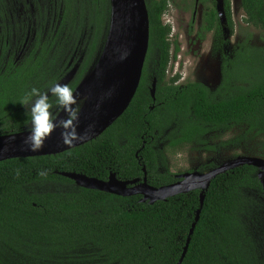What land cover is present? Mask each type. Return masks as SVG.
<instances>
[{"label":"trees","instance_id":"obj_1","mask_svg":"<svg viewBox=\"0 0 264 264\" xmlns=\"http://www.w3.org/2000/svg\"><path fill=\"white\" fill-rule=\"evenodd\" d=\"M168 1L150 0L148 10L150 44L160 50L157 61L164 68L157 72V100L162 105L152 110L149 91L139 87L127 110L98 138L58 154L0 162V264H177L201 208L200 190L150 203L142 202L138 194L81 187L62 174L77 172L106 180L115 172L119 179L133 180L144 178L145 167L153 186L176 182L179 178L166 168V154L157 141L174 120L176 127L161 138L171 140L172 153L211 127L244 126L242 136L263 139L264 158V46L253 45L250 34L240 41L235 53L236 91L227 98H199L197 93L186 95L179 87L162 85L168 45L160 13ZM63 3V14L78 16L76 8L85 1ZM8 4L9 0H0V17H5ZM87 4L96 23L91 22L95 28L88 32L93 37L89 60L73 88L94 53L102 49L110 19V0ZM240 6L243 21L264 34V0H240ZM28 67L9 85L12 88L0 91V135L21 131L29 123L19 101L30 90L31 75L42 68ZM180 124L186 127L181 129ZM242 136L228 143L239 144ZM257 171L243 164L212 180L182 264H264V194Z\"/></svg>","mask_w":264,"mask_h":264},{"label":"flooded vegetation","instance_id":"obj_2","mask_svg":"<svg viewBox=\"0 0 264 264\" xmlns=\"http://www.w3.org/2000/svg\"><path fill=\"white\" fill-rule=\"evenodd\" d=\"M62 1L64 2V0H9L5 17H0V91L12 88L9 85L12 86L13 80L17 81L19 75L24 76L29 69L28 66L42 68L38 73L31 75L32 80L27 81L28 89L36 87L41 92L47 91L51 85L60 83L68 75L73 76L65 84L71 86L76 82L79 73L85 67L86 60H89L88 53L91 51L89 48L93 37L87 36L83 31L82 34L80 33L82 28L78 26V21L75 23L69 21L71 15L63 14ZM237 1H168L165 9L160 13L161 25L167 31L165 38L168 45V60L161 81L162 85L165 83L168 87H179L186 95L197 93L196 97L201 95L199 98L205 96L217 101L235 93V53L238 42L236 44L232 42L236 29L232 12L236 8ZM146 2L150 11V0ZM232 7H234L233 11ZM243 17L241 24L249 27L243 21ZM84 21L96 23V14H90ZM108 26L109 21L106 33H108ZM91 28L94 30L95 25H91ZM246 34L248 35L246 32L242 34L244 39ZM250 39L253 41L252 37ZM100 52L101 48L94 53L92 62L87 66L79 83L95 63ZM157 59H161L160 50L155 45L151 46L149 41L139 87L149 91L152 98L150 106L152 110L157 104L162 105L157 100V88L160 80L158 74L164 68L160 69V61ZM39 61L43 63L38 65ZM11 70L13 72L18 70L20 73L11 74ZM43 78L46 80L44 81ZM198 86L205 87L207 91H202L201 87L198 89ZM182 89L196 90L183 91ZM50 99L53 98L50 97ZM176 125V120L172 121L168 131H172ZM219 129L216 126L211 127L200 138L186 140L183 145L206 149L211 134ZM227 129L232 130V127ZM172 134L177 136L176 133ZM161 138L157 140L159 144ZM165 141L169 146L171 140L166 139L163 143ZM190 141L193 143L189 144ZM166 168L169 169L167 165ZM177 175L179 174L176 173L175 176ZM142 179L140 178V181Z\"/></svg>","mask_w":264,"mask_h":264},{"label":"water","instance_id":"obj_3","mask_svg":"<svg viewBox=\"0 0 264 264\" xmlns=\"http://www.w3.org/2000/svg\"><path fill=\"white\" fill-rule=\"evenodd\" d=\"M111 12L108 33L101 52L76 87L78 95L79 121L77 131L82 139L72 146L61 140V129H57L39 151H29L25 144L27 129L0 135V162L3 160L51 155L84 145L102 135L129 107L139 88L150 41V18L146 0H110ZM68 75L60 83H67ZM154 94V90H153ZM65 118L63 112L59 113ZM253 165L258 170L264 194V158L260 156H239L208 171L194 170L177 175L178 181L160 187L148 183L145 176L133 180H122L115 172L102 180L84 173L62 172L73 179L78 186L98 189L122 196L142 195V202L154 203L180 193L200 190L201 208L196 222L190 230L187 243L177 264H182L194 233L200 212L204 205L206 191L219 174L239 165ZM140 181V182H139Z\"/></svg>","mask_w":264,"mask_h":264},{"label":"rangeland","instance_id":"obj_4","mask_svg":"<svg viewBox=\"0 0 264 264\" xmlns=\"http://www.w3.org/2000/svg\"><path fill=\"white\" fill-rule=\"evenodd\" d=\"M81 1V0H80ZM85 4L78 5L76 8L78 16H71L69 21L75 23L80 21L81 19L89 18V7L87 2L90 0H84ZM240 1H237L236 8L232 7V11L234 8L233 13V20L235 22L236 29L234 31V35L232 37V42L236 44L240 43L244 39L242 36L243 32H246L251 35L253 41L251 42L253 45L256 46H264V34L261 30L253 28L251 26H246L245 24H241L242 17L244 16V11L240 7ZM93 23H85L84 25L78 24L79 27L84 28L85 25L87 27L83 29V32L88 35V32L93 30L91 25ZM87 41V38L85 42ZM81 103H78V107H81ZM186 127L180 124V128ZM187 129V128H186ZM245 127L241 128H232L225 129L220 128L216 130L213 134H211V138L208 141V146L206 149L194 148L193 145L185 146L182 149H179L176 153H172V148L167 144V141L159 144V147L165 152L166 154V165L173 173H185L191 172L194 170H199V168H207L204 171L211 170L216 168L229 160H233L239 156H261L263 152V144L262 138L260 136L254 137L253 134L243 135ZM170 131H166L165 135H167ZM163 135L162 138L165 136ZM241 137V142L239 144L231 145L228 143L230 140L234 141ZM209 164H212V168H209ZM200 171V170H199Z\"/></svg>","mask_w":264,"mask_h":264},{"label":"clouds","instance_id":"obj_5","mask_svg":"<svg viewBox=\"0 0 264 264\" xmlns=\"http://www.w3.org/2000/svg\"><path fill=\"white\" fill-rule=\"evenodd\" d=\"M19 102L25 108V115L30 117L24 140L29 151L41 150L58 128L62 130L60 136L66 146L70 147L82 139L77 131L78 95L70 85L58 82L45 92L32 87ZM59 112H63L65 118H61Z\"/></svg>","mask_w":264,"mask_h":264}]
</instances>
